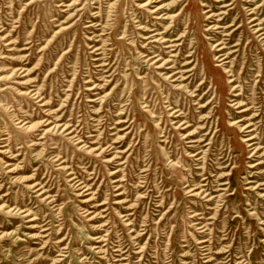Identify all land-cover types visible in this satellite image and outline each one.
Instances as JSON below:
<instances>
[{"label":"rangeland","instance_id":"1","mask_svg":"<svg viewBox=\"0 0 264 264\" xmlns=\"http://www.w3.org/2000/svg\"><path fill=\"white\" fill-rule=\"evenodd\" d=\"M253 16L264 0H0V264H264Z\"/></svg>","mask_w":264,"mask_h":264},{"label":"bare ground","instance_id":"2","mask_svg":"<svg viewBox=\"0 0 264 264\" xmlns=\"http://www.w3.org/2000/svg\"><path fill=\"white\" fill-rule=\"evenodd\" d=\"M248 2H253V0H248ZM227 6V5H225ZM256 12L254 11H250V14H254ZM214 16V14H211L210 17ZM259 18H257L256 16H253L249 23L251 24L250 27H252L254 29V33L257 34V37L260 38V41H264V28L262 27V25L264 24L263 22H258ZM222 43H218V46L221 45ZM264 44V43H263ZM225 48L224 45H221L218 50H223ZM222 55V54H221ZM226 59V57H222L221 61ZM222 65V64H221ZM190 71H192V69H190ZM226 71H230L228 69H226ZM177 73V72H176ZM179 73V72H178ZM181 77V76H180ZM234 79H230V82H233ZM182 86H179V89H181Z\"/></svg>","mask_w":264,"mask_h":264}]
</instances>
